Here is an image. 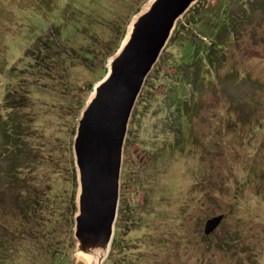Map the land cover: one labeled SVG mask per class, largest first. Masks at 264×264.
Wrapping results in <instances>:
<instances>
[{
  "label": "rangeland",
  "instance_id": "1",
  "mask_svg": "<svg viewBox=\"0 0 264 264\" xmlns=\"http://www.w3.org/2000/svg\"><path fill=\"white\" fill-rule=\"evenodd\" d=\"M149 1L0 0V115L5 95L26 97L31 150L22 186L0 157V264H87L74 236L78 119ZM207 6L220 19L196 35L216 45L203 82L181 39L203 47L183 32ZM175 26L129 117L101 264H264V0H195Z\"/></svg>",
  "mask_w": 264,
  "mask_h": 264
},
{
  "label": "water",
  "instance_id": "2",
  "mask_svg": "<svg viewBox=\"0 0 264 264\" xmlns=\"http://www.w3.org/2000/svg\"><path fill=\"white\" fill-rule=\"evenodd\" d=\"M195 0H152L134 18L127 38L110 58L82 108L73 150L78 172L74 236L84 252L110 245L119 199L122 148L127 124L146 74L170 37L176 20ZM223 214L206 218L204 233Z\"/></svg>",
  "mask_w": 264,
  "mask_h": 264
},
{
  "label": "trees",
  "instance_id": "3",
  "mask_svg": "<svg viewBox=\"0 0 264 264\" xmlns=\"http://www.w3.org/2000/svg\"><path fill=\"white\" fill-rule=\"evenodd\" d=\"M214 11L215 10L209 6L203 7V9L201 7L200 9H196L195 11H192V14L190 15V17L187 18V21L189 22V24L191 23L192 24L190 28H185L186 31L183 32V35L191 37L193 36L192 35V32H193V33H197L194 36L197 38L198 36L196 35H198V32L200 33V31H204L207 28H210V29L213 28L212 21H214L215 19L217 20L220 19L219 12L216 13L214 18L212 19L210 18L211 14ZM225 22L226 23H225L224 29L225 31H227L230 28V25H229L230 17H229L228 12H227V20ZM178 27L179 26L176 25L174 29ZM215 31L217 32L216 28H215ZM170 38L172 39L174 38V31H173V34L170 35ZM200 38L198 37L203 47H198V45L193 44L192 41L194 42L195 40H190L187 37L182 38L181 42L182 44H184L185 49L192 50V52L197 55L196 59L198 60V62H197L196 71L200 75L198 79L199 81L201 80L204 82L206 77H208L212 72L216 71L215 70L216 65L214 66V69H213L212 68L213 62L211 60V56L216 51V45L213 46L211 44L210 46H207L204 43V41L201 40ZM209 39L211 40L214 39L216 41V38L212 36L209 37ZM215 41L213 43H215ZM203 63L205 67L201 69L199 65ZM198 83H197V86H198ZM10 96L11 97H6L5 95L4 103H3L4 109L6 112V117L4 116L5 114L0 115V121H1L0 123V136H1L0 157L3 159L6 158L7 160H9V162L12 165V169L6 170L4 174H6L7 177H10L12 179L11 181L14 180L16 181V183H18L19 186H22L20 184V180H21V178L19 177L20 174H17V173H19V171L22 169L24 162H27V160L29 159V156H31L30 154L31 150H29L28 147H26L25 145L26 141L23 138L24 131L26 130V126H28V123H26V120H23V116L24 118H26L27 114H21V115L19 114V111H20L19 107L26 101V97L21 96V98L14 100L15 98L12 97V94H10ZM9 108L10 110L8 112ZM232 112L235 113V111H232ZM22 113H25V112L23 111ZM2 172L3 171L0 170V173ZM17 197L19 198L20 195H18ZM29 202L26 205H23L22 207V212L24 213V215L30 214L32 211L31 209L35 207L34 206L35 204L28 206V204L32 203V202L30 203ZM24 203L25 202H23L22 204ZM71 208L72 210L74 209L73 206Z\"/></svg>",
  "mask_w": 264,
  "mask_h": 264
},
{
  "label": "bare ground",
  "instance_id": "4",
  "mask_svg": "<svg viewBox=\"0 0 264 264\" xmlns=\"http://www.w3.org/2000/svg\"><path fill=\"white\" fill-rule=\"evenodd\" d=\"M151 2H152V0L149 1V3L145 6L144 9H147V7L149 6V4ZM130 30H131V26L129 27L128 34H129ZM109 246H107L106 248L95 247L92 250L85 252L86 253V257H85L86 263L87 264H101V261L106 256V254L109 250Z\"/></svg>",
  "mask_w": 264,
  "mask_h": 264
}]
</instances>
